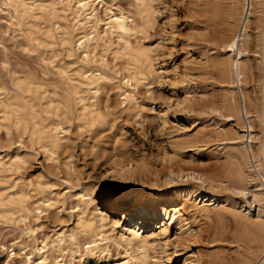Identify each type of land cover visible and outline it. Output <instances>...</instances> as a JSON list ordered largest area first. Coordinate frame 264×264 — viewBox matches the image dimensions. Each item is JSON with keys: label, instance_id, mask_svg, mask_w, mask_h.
<instances>
[{"label": "rangeland", "instance_id": "rangeland-1", "mask_svg": "<svg viewBox=\"0 0 264 264\" xmlns=\"http://www.w3.org/2000/svg\"><path fill=\"white\" fill-rule=\"evenodd\" d=\"M144 1L154 19L150 23L141 18L138 0H106L102 6L97 5V18L81 27L74 13L77 0H0V264H36V249L43 246L40 251L48 258L46 264H56L63 255L67 264H106L109 259L124 257L123 243L112 242L89 251L90 237L82 233L76 244L66 236L63 252L54 244L61 233L77 231L81 208L91 217L103 212L119 218V214L129 211L143 220L144 213L137 206L107 207L102 202L104 191L116 196L140 192L135 175L121 172L120 166L127 163L134 166L136 161L147 162L153 172L148 181L155 177L157 181L153 183L157 182L156 189L160 191L176 192L198 184L200 190L219 192L233 203L246 201L247 197L223 188L231 180L233 155L239 154L250 139L242 92L253 98L260 82L258 53L253 47L243 55L252 73L248 70L241 82L232 78L228 66L222 64L229 54L236 55L225 47L237 30L233 21L240 11L237 15L233 10L235 1ZM254 6L247 24V40L252 46L260 10L256 1ZM104 7L128 16L130 30L126 35L120 37L106 29L108 16ZM93 30L99 32L100 38L90 43L89 57H85L84 47L77 42ZM124 39L133 48L146 47L151 61L135 62ZM241 42L240 39L239 46ZM91 73L96 76L89 80L86 76ZM126 92L132 95L131 100L125 98ZM234 100L240 118L235 106L230 108L227 103ZM83 103L92 110L91 115L85 114L88 111ZM169 105L170 122L159 129V112ZM5 110L9 112L7 119L2 118ZM17 115L27 130L17 127ZM34 125L44 130L58 126L60 146L48 151L44 146L48 141H39L37 134H31ZM259 132L255 124L253 133L258 136ZM178 141L185 143L184 148L175 150L172 144ZM15 161L22 165L10 164ZM169 166L175 173L168 184L163 176ZM191 174L200 175L205 183ZM257 174L253 163L244 165L248 190L256 189L254 184L260 181ZM84 193L90 194L86 204L80 199ZM21 196L26 199L24 204L17 202ZM201 198L192 197L185 213L189 220L185 226L200 229L201 239L189 247L176 246L174 231L157 236L159 220L145 223L152 264H192L197 259L199 264H260L264 252L254 248L261 245L260 240L252 241L256 244L253 249L237 243L236 235L242 232L248 216L234 215L240 210L232 209L233 203ZM173 199L178 203L183 198L178 194ZM105 224L108 236L120 237L122 221ZM175 247L179 254L168 259L165 255L171 257Z\"/></svg>", "mask_w": 264, "mask_h": 264}, {"label": "bare ground", "instance_id": "bare-ground-1", "mask_svg": "<svg viewBox=\"0 0 264 264\" xmlns=\"http://www.w3.org/2000/svg\"><path fill=\"white\" fill-rule=\"evenodd\" d=\"M9 1L12 3L16 2V0H9ZM105 1L106 0H77V2H76L77 6H76L75 11H74V13L76 14L77 26L85 27V25H86V23H88L89 19L97 18L96 17V14H97L96 7H97V5H100V4L102 6V4H104ZM138 1L142 5L141 8L139 7L140 8L139 12H140L141 18L143 19L144 23L152 22V20H154V19H153L151 12H150V8L146 6V3L144 0H138ZM234 1L235 2L233 5V8H234L233 10L236 12L237 15H238V11H240L239 15L235 16L234 21H233V23L237 24V28H236L237 30L234 29L233 34L227 40L225 47H226V49H228L227 51H232L234 54L236 53V55H234V57H233L232 55L229 54L228 57L223 58L222 64L228 66L229 71L231 72L232 78H234L235 80L238 79V81L241 82L242 78L247 75L248 70L250 71V73H252L251 67H247L244 64L243 55H244V53H246L247 51H249L253 47V48H255L254 50L258 53V60H259L258 61V69L260 71L259 72V74H260L259 75V81L260 82L258 84L259 90L257 91V94L253 98H250L247 94H245V91L242 92L243 93V109H244V112L246 114L247 119L249 120V125H248L249 133L248 134H249L250 139H249L247 144L244 143L239 154L233 155L235 159L233 161V166L231 168V175H230L231 180L227 184H225V186H223V188L229 192H232L234 195H241L242 197H247L246 201L243 203H241V202L233 203V200H231L229 196H223L219 192H215V191H211V190H208L205 192L202 189L200 190V185H198V184L195 186H192V187H187L185 189H181V190L176 191V192L160 191V190L156 189L158 187L157 182H155L156 185H155V183H153L154 181H157V179H155L154 176H153L154 179L151 182L148 181L149 176H150L149 174L152 173L151 175H153V172H152V170H150L151 167L148 166L146 161H145L146 163L136 161L134 163L135 164L134 166L131 165V163H127L124 166H120L121 172L124 175H131V176L135 175L136 180H137V185L140 186V192L137 195H129V196L117 195L116 196V195L108 194L107 191H104L101 195L102 202H105L107 207H113L114 205L137 206L144 213L143 220H141V218H139V216L136 212H135V215L128 214L129 211L119 214V218H115L111 215L108 216V214L103 213V212H101L100 214H95L94 217H91L89 214H87L85 208H81L80 213L78 212V215H77L78 216L77 231H71L69 233V235H65V234L63 235L61 233L60 235H58V239L55 241L54 246L57 249H59L61 252H63L62 246L66 243L67 237L69 238V240L73 241L76 244L77 240H78V234L82 233L86 238L90 237V239L87 243H88V250L91 252H94V250L101 248L104 244L109 245L112 242L118 243V244L123 243L124 244L123 247L126 246L124 257L116 259L114 261H109L110 260L109 259L106 264H152V261L149 260L150 252H149V245H148V242H150L151 240L149 241V239H148L149 236L147 235L146 232H145L146 234H144V229L146 228L145 223L147 221H150V222H156L158 220L160 221V225L158 227V229H160V230H159V232H157V230H156L157 236H162V235L168 236V234L171 231H174L175 242H177L178 245H176V246H178V247H179V245L182 247H189L192 242L193 243H195V241L198 242V238H200L199 237L200 236V233H199L200 229L196 228V227L193 228L191 226H185L189 222L188 217L185 216L186 215L185 213L188 210L187 205H188V202L190 201V199L194 196L196 198L199 196L202 198L205 197V198H207L206 199L207 201H212L213 203L216 201L221 202L222 204H225L226 202L233 203V206H232L233 208L232 207H230V208H232L234 210H238V211L240 210L241 211V212L239 211V213H234V211H233L234 215H236V214L239 215V214L243 213V216L245 214H246L245 217L248 216L246 218L247 221H245V223L242 224L243 230L238 229V231L240 230V232L241 231L242 232L238 234V237L236 235V238L238 239L237 243H240L239 245L241 247L244 246L247 249H253V246L256 244L253 245L252 241L260 240L261 245H259L257 247L255 246L254 248H257L258 251L262 250L264 252V0H234ZM255 1H256V3L259 4L260 10H259V14L257 15L256 30H255V34H254V45L252 46L251 43L249 42V40H247L249 38L248 37L249 34H248V28H247L248 25L247 24H249L248 21H249L250 14L253 12V9L255 7L254 6ZM153 6H155V5H153ZM153 8H155V7H153ZM88 10H90V11H88ZM104 10H106V14L108 16V21L106 22V24H107L106 29H108V31L111 32L112 34L117 32L120 37H123L124 35H126L130 30V28L128 26V23H129L128 22V16L124 15L125 13L124 14L115 13L113 11L112 7H106V8L104 7ZM134 12H136V10ZM137 28H138V25H137ZM139 30L143 31V30H141V28ZM68 31H69V29H68ZM105 32H106V30H105ZM143 33H145V32H143ZM110 37H112V36H110ZM99 38H100L99 32H96L93 30L91 32L86 33L82 37V40L80 42H77V43H79V46L84 47L85 57H89L88 48H89L90 43L93 40L95 42H98ZM114 38H115V36H114ZM240 39L242 42H241V45L239 46ZM133 41L134 40H132V42ZM124 42L126 44V46L125 45L124 46L128 50H131V52H132L131 54H132L133 58L135 59V62H140L141 60L148 61L150 59L151 55L149 56V53L146 50L147 49L146 47H145V49L140 48V46L137 48H135V47L133 48V46L128 42L127 39H124ZM124 50H126V49H124ZM83 58H84V56H83ZM100 58H103V57H100ZM88 61L90 62L89 58H88ZM149 61H151V60H149ZM136 67H138V66H136ZM93 73H91L90 75H87L86 78L89 80L93 79L96 76L95 75L96 73L95 74H93ZM129 73H130V71H129ZM127 75L124 77L127 78ZM133 78H135V77H132L131 79H133ZM128 81H129V79H128ZM25 82H28V81H25ZM133 82H135V81H133ZM92 84H94V83H92ZM19 85H20V83H19ZM131 85H133V84H131ZM30 88H29V90H30ZM36 89H38V88H36ZM27 92H29V91H27ZM75 93H78V90ZM78 96H79L80 100L83 102L84 99H83L82 95L78 94ZM125 98L128 100H131L132 95L129 92H126ZM3 100H4V98H3ZM45 101H46V99H45ZM52 103H54V102H52ZM178 103L179 102L177 101L176 105ZM227 103H228L230 108L235 106V108L237 110L236 114H237L238 118H240V116H241L240 110H238L239 108L237 107L238 105L235 104V100H234V102L227 101ZM83 106H84L85 111H88V112H85V114H88V113L90 114L92 112V110L88 109V106L86 103H83ZM171 107H172V105H169V107L166 108V110H161L159 112L160 113L159 114L160 120L158 122H156L157 124H159L158 126H160L159 129L161 128V126H162V128H165L169 124L170 119L168 117L169 116L168 114H169V109ZM32 108H34V107H32ZM172 109H174V108H172ZM8 113H9L8 110H5V115L2 118L7 119L6 114L8 115ZM21 122H22V118L19 115H17L16 116L17 127L22 126V127H24L25 130H27L28 129L27 125H22ZM255 124H257V127H259V130H260L258 136H255V134H254L255 132L253 133L254 128H255ZM25 130H23V131H25ZM64 130H65V128H64ZM20 133H23V132H20ZM31 134H37L38 138H36V139H38L39 141H43L44 139H46L48 142L46 145H44V144L43 145L45 146V148L49 149L48 151H52V149L50 147L60 146V144L62 142V137L59 135V128L56 125L51 126V128L49 130H46V129L44 130V129L40 128L39 126L34 125L33 131ZM177 135H179V134H177ZM181 136H179V137H181ZM240 139H241V137H240ZM32 142L33 141H31V143ZM193 143L196 144V140H195V142L193 141ZM184 144L185 143L183 141H178L172 145L175 146V150H176V149H181V147H183ZM41 145H42V142H41ZM14 157H16V156L14 155ZM231 159H233V158H231ZM10 160L11 159H9V161ZM166 161H168V160H166ZM0 163H1V160H0ZM252 163L256 166V169L258 170L259 175L258 174L257 175L260 177V181L255 182V184H254L255 188H256L255 190H248L246 185H245L244 165H248V164L251 165ZM4 164H5V161H4ZM10 164H15L16 166L22 165V164H20V161H15V162L10 163ZM169 167L170 168H168V170L166 172L164 171L165 173L163 176L164 182L168 183V184L171 183L170 181L174 180L173 176L175 173V172H173V169L171 168V166H169ZM18 168L19 167H17V169ZM14 169L17 170L16 168H14ZM154 173H155L154 175L157 176V172H154ZM195 175L196 174H191V176L193 178L197 179L198 181H202L203 183H205V181H206L205 179H203L200 175L199 176H197V175L195 176ZM137 178L140 179V181ZM159 179L160 178H158V181H159ZM165 183H164V185L167 186V184H165ZM158 189H160V188H158ZM178 194L181 195L183 199H181L178 203H175L173 196L178 195ZM9 195H10V193H9ZM89 195H90L89 193L82 194L80 197L81 202L86 204L88 202L87 196H89ZM25 201H26V199L23 196H21L17 199V202H20L21 204H24ZM0 203L2 204V202H0ZM193 206L197 207V209H198L197 204H194ZM223 206H225V205H223ZM226 206H227V204H226ZM235 207L237 209H235ZM253 207H255V211L253 210ZM242 209L244 212H242ZM245 211H246V213H245ZM256 211H257V213L254 214ZM26 216H27V213H24L23 218L25 219ZM240 219L242 220V218H240ZM236 220H238V219L236 218ZM120 221H122L124 224L123 231L120 230L121 231L120 237L116 238V237L108 236L107 231L106 232L104 231V228L106 227L105 223L110 222L113 225H115V224L120 223ZM147 224H148V222H147ZM188 225H189V223H188ZM239 227L241 228V226H239ZM125 230H129L130 234H128V232H126ZM154 231L152 233H155ZM148 234H149V232H148ZM230 236H232V234ZM78 246H79V244H78ZM44 247L45 246H43L41 248L38 247L36 249V252L39 251V253H38L39 254V260L37 259L38 263H36V264H46V262L48 260L47 256L43 252L40 251ZM178 247H175L174 250L172 249L173 252H172L171 257H169L171 254L169 256L168 255H165V256H167L168 259H171L173 256L178 255L179 254L178 253L179 252ZM241 251H244V250H241ZM249 251H251V250H249ZM80 256H82V255H80ZM29 259L31 260V257H29ZM49 259H51V257ZM242 259H243V257H242ZM245 259H246V257L243 259V261H245ZM168 261H170V260H168ZM63 263L67 264L65 262L64 255H63V257H61L60 259H58L56 261V264H63ZM191 263L192 264H199L200 262L197 259V261L193 260ZM156 264H158V262ZM260 264H264V253L260 257Z\"/></svg>", "mask_w": 264, "mask_h": 264}]
</instances>
